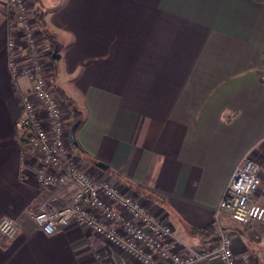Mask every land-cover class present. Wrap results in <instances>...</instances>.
I'll list each match as a JSON object with an SVG mask.
<instances>
[{
    "label": "crops",
    "instance_id": "crops-1",
    "mask_svg": "<svg viewBox=\"0 0 264 264\" xmlns=\"http://www.w3.org/2000/svg\"><path fill=\"white\" fill-rule=\"evenodd\" d=\"M33 2L61 45L51 86L81 110L71 136L66 104V153L85 172L132 192L183 246L214 239L190 228L216 222L223 188L248 149L259 166L253 200L264 205V0ZM6 33L0 12V219L18 226L0 241V264H140L87 228L45 234L29 215L67 202L73 188L45 191L35 180L38 158L16 127V89L29 84L12 82ZM219 223L237 264H257L264 224Z\"/></svg>",
    "mask_w": 264,
    "mask_h": 264
},
{
    "label": "built area",
    "instance_id": "built-area-1",
    "mask_svg": "<svg viewBox=\"0 0 264 264\" xmlns=\"http://www.w3.org/2000/svg\"><path fill=\"white\" fill-rule=\"evenodd\" d=\"M34 8L33 0H0V12L7 23V70L14 83L22 78L29 84L25 89H16L21 110L16 127L26 131V143L38 158L34 171L38 186L45 191L68 184L73 188L67 202L44 203L37 211L29 212L37 227L50 234L59 226L77 224L102 236L140 264H204L213 260L237 264L232 237L219 218L264 224V205L253 200L259 166L250 149L234 165L218 200L214 239L204 248L181 245L171 224L132 192L90 175L66 153V104L47 80L49 69L45 67L50 54ZM17 230L16 219H0V241L11 239Z\"/></svg>",
    "mask_w": 264,
    "mask_h": 264
},
{
    "label": "trees",
    "instance_id": "trees-1",
    "mask_svg": "<svg viewBox=\"0 0 264 264\" xmlns=\"http://www.w3.org/2000/svg\"><path fill=\"white\" fill-rule=\"evenodd\" d=\"M34 14H35L36 23L43 30V33L46 37V41L48 42V45L51 46L53 50H56L57 52L56 54L59 55L61 45L58 43V41L55 38V34L49 28V26L47 25L45 21V18H44L45 11L42 10L40 6H36L34 8ZM51 58H52V73H53L52 79H53L57 73L56 63L58 59L53 58V57ZM55 90L59 94V96L63 99V101L67 104V106L69 107L72 113V119H71L70 126H72L73 124L78 125L81 120V110L74 104V102L67 95L64 94V92L60 88L55 86ZM216 228H217L216 224L212 222L203 228L191 227L190 230L193 233L201 235L203 240L206 241L207 239H213L215 237Z\"/></svg>",
    "mask_w": 264,
    "mask_h": 264
},
{
    "label": "rangeland",
    "instance_id": "rangeland-1",
    "mask_svg": "<svg viewBox=\"0 0 264 264\" xmlns=\"http://www.w3.org/2000/svg\"><path fill=\"white\" fill-rule=\"evenodd\" d=\"M42 1V0H41ZM43 31V30H42ZM47 42V41H46ZM48 47V52H49V54H50V57L47 55V60H48V62H47V65H46V67L45 68H47V69H49L47 72H46V74H47V80H48V82H49V85L51 84V79H52V76H53V73H52V58H51V53L53 52V48L51 47V46H49V45H47ZM20 80H22V78L20 79ZM13 83H14V81H12ZM51 86V85H50ZM51 88H52V90L55 92V93H57L56 92V90H55V88L53 87V86H51ZM58 94V93H57ZM59 95V94H58ZM63 100V99H62ZM66 104V103H65ZM18 129V128H17ZM257 254L259 255V252H257ZM257 264H264V256H261L260 255V258H259V261H257Z\"/></svg>",
    "mask_w": 264,
    "mask_h": 264
},
{
    "label": "water",
    "instance_id": "water-1",
    "mask_svg": "<svg viewBox=\"0 0 264 264\" xmlns=\"http://www.w3.org/2000/svg\"><path fill=\"white\" fill-rule=\"evenodd\" d=\"M57 52H56V50H53V52H52V57L53 58H59V55L58 54H56ZM76 127V124H73V126H72V128H71V136L73 135V130H74V128ZM96 165H98V166H101V167H105V166H103V165H101V164H96Z\"/></svg>",
    "mask_w": 264,
    "mask_h": 264
}]
</instances>
